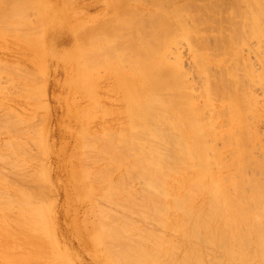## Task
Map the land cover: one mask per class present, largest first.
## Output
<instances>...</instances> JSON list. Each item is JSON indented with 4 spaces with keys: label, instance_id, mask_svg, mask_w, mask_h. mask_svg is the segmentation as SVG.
I'll return each mask as SVG.
<instances>
[{
    "label": "rangeland",
    "instance_id": "rangeland-1",
    "mask_svg": "<svg viewBox=\"0 0 264 264\" xmlns=\"http://www.w3.org/2000/svg\"><path fill=\"white\" fill-rule=\"evenodd\" d=\"M21 1L0 0V264H264V250L258 249V241L264 234V210L259 209L264 207V200L261 199L262 203L256 201L255 205V201L249 203L251 199H245L252 192L258 194L264 190V14L259 8L264 7V0H170V4L169 0ZM256 7L258 12L261 10L263 18H258L257 11L258 14L254 13ZM21 10L26 11L25 14L19 13ZM148 12L151 15L154 12V18V14L163 12L161 15L164 23L159 19V14H156L159 16L156 22L153 17H149L151 15ZM9 13H15V16ZM20 15H24L23 19ZM173 15L180 16L176 19ZM142 20L143 23H139ZM258 25L259 28L254 29L253 26L256 28ZM86 29L89 31L84 35ZM106 35L111 37L107 39ZM167 37L172 39L164 40ZM124 43L129 46L125 47L126 50L129 48L128 52L124 50ZM121 47L123 51L119 49ZM157 47L161 48L157 50ZM148 49H151L152 55L154 52L156 59L151 55H148L150 59L147 58L148 53L145 51ZM161 49H165L163 54ZM84 51L90 53L89 58H85ZM139 52L145 56L146 64H154L152 69L156 71L148 73L143 68H137L136 63L133 67L131 63L139 56ZM127 53H131L130 56ZM154 60L156 62L153 63ZM155 65L160 70L155 69ZM174 69H177L175 73ZM143 70L147 73L146 77ZM180 71L186 75L185 80L189 79L188 83L183 80L185 84L191 85L179 88L182 91L185 89V92L176 89L179 91L176 93L171 90L172 77ZM149 79H154L156 83H149ZM159 80L164 83L158 87L156 85ZM149 84L152 88H149ZM154 86L156 90H153ZM205 86L209 87L206 90L209 92L204 90L207 89ZM222 86L226 88L222 90ZM157 92L162 95L170 92L167 93L168 97L170 95L172 99H182L181 103L186 99L184 103L189 105L186 104L185 109L192 110L190 114L193 117L196 115L192 117L196 120L189 123L193 129L195 123L197 129L198 126L203 128L196 131L199 134L195 132L197 129L191 131L196 133L193 135H196L198 145L204 146L205 149L200 147L204 153L210 151L206 155L211 166L208 171L210 179H205L209 188H196L198 185L200 187L201 183L197 181L201 180L202 173L199 166H196L197 158L192 160L193 156H189L190 160L188 158L187 161L183 155L182 158L188 164L195 161L192 166L182 161V158L176 162L175 154L168 152V140L166 143L163 140L164 146H160V143H157L159 146L151 144L158 141L153 138L157 136L151 131V135L150 132L146 135L149 134L147 136L154 139V142L149 137V143L145 146L149 150L147 154L152 151L149 156H153L152 153L157 151L159 157L156 160L161 155H169L166 158L169 163L166 161L163 165L160 160L157 162L161 164L154 163L161 166L159 170L163 175L169 171V176L166 174L167 178L164 179L165 175L161 174L163 178L160 179V172L155 169L159 174V182L152 175L143 174L145 171L141 167L147 169L150 162L151 169L154 168L152 165L155 166V157L152 159L148 155L149 162H144L148 167L143 162L140 166L137 164L142 173L138 175V169L131 171L132 167L137 168L131 165L135 163L133 157L137 151V148H133L139 141L136 135L141 133L139 130L149 127L143 118L145 113L142 115L136 108H142L140 104H145L149 99L154 103L161 98ZM155 93L156 97L159 96L156 100ZM180 93L191 95L194 100L189 96L187 100L183 95H180L181 98L172 97ZM236 99L242 100V103L244 101L243 105L239 103L238 106L244 110L236 108ZM164 102L165 99L163 105L166 103L169 106L168 102ZM235 108L240 112L234 114ZM148 110V106H145L144 111L148 113ZM137 112L140 115L137 116ZM161 115L162 112L159 121L156 120L158 123L164 120V124L160 123L159 126L166 125L162 127L165 132H161L163 136L169 137L166 131L169 133L172 130L171 134L174 131L171 122H166L170 118L164 119L162 115L160 121ZM138 120H144L145 123L141 122L140 125L138 122L137 125ZM167 126L172 129L169 131ZM187 127V130L192 129ZM175 134L176 131L172 135ZM200 134H203L202 138ZM192 137L195 140V136ZM211 147L213 150H210ZM126 149L131 152H126ZM124 150L128 156L133 157L125 156ZM175 164L180 166V171ZM166 167L167 171L164 169ZM163 169L165 172H162ZM127 173L132 178H128ZM217 178L221 179V184L224 182L222 186L231 197H241L243 194L242 202L232 199L229 200L231 203L228 201L225 204L218 199L221 206L217 199L214 202L209 191L213 187L210 184L212 179ZM162 179L164 182L161 187ZM260 181L263 183L259 187L260 191L263 189L261 192L255 189V186H260ZM254 182L256 185L253 187ZM233 187L235 190H232ZM252 187L257 190L256 193ZM162 189L164 192L160 191ZM148 196L154 200H148ZM225 206L231 210L227 211ZM260 231L263 234L259 235ZM251 238L252 242H248ZM147 256L150 258L147 259ZM173 258H176L174 262Z\"/></svg>",
    "mask_w": 264,
    "mask_h": 264
},
{
    "label": "bare ground",
    "instance_id": "bare-ground-1",
    "mask_svg": "<svg viewBox=\"0 0 264 264\" xmlns=\"http://www.w3.org/2000/svg\"><path fill=\"white\" fill-rule=\"evenodd\" d=\"M14 1H15V0H14ZM16 1H17V0H16ZM18 1H19V0H18ZM22 1H23V0H22ZM22 1H21V2H22ZM165 1H166V0H165ZM171 1H172V0H171ZM171 1L169 0V4H170ZM262 1H263V0H262ZM7 2H8V1H7ZM145 2H146V1H145ZM174 2H175V1H174ZM263 2H264V1H263ZM11 3L13 4V3H15V2H10V4H11ZM153 3H154V2H153ZM171 3H172V2H171ZM248 3H250V2H248ZM10 4H9V5H10ZM17 4H19V3L17 2ZM23 4H25V3H23ZM175 4H176V3H175ZM9 5H8V6H9ZM19 5H20V4H19ZM25 5H26V4H25ZM31 5H32V4H31ZM249 5H250V4H249ZM253 5L255 6V4H253ZM20 6H21V5H20ZM20 6H19V7H20ZM32 6H33V5H32ZM152 6H153V5H152ZM251 6H252V5H251ZM259 6H260V3H259ZM9 7L11 8V6H9ZM9 7H8V8H9ZM12 7H13V6H12ZM21 7H22V6H21ZM25 7H26V6H25ZM159 7H160V4H159ZM168 7H169V6H168ZM187 7H188V6H187ZM247 7H248V6H247ZM8 8H7V9H8ZM13 8H14V7H13ZM29 8H30V7H28V9H29ZM123 8H124V7H123ZM161 8H162V7H161ZM165 8H166V7H165ZM182 8H184V7L182 6ZM182 8H181V9H182ZM259 8L262 10V11L260 10V11L262 12V14H264V7H261V6H260ZM262 8H263V9H262ZM11 9H12V8H11ZM21 9L25 10V8H23V7H22ZM28 9H27V10H28ZM167 9H168V8H167ZM171 9H172V8H171ZM252 9H253V8H252ZM5 10H6V9H5ZM13 10H14V9H13ZM139 10H140V9H139ZM182 10H183V9H182ZM184 10H185V9H184ZM254 10H255L254 13H256V11L258 12L259 9H257V7H256ZM6 11H7V10H6ZM8 11H9V9H8ZM11 11H12V10H11ZM126 11H127V10H126ZM260 11L258 12L260 16H259V15H257V16H258V18H263V17H262L263 15L260 13ZM12 12H13V11H12ZM16 12H18V11H17V8H16ZM22 12H24V11H22V10L19 11V13H22ZM25 12H26V11H25ZM25 12H24V14H25ZM132 12H133V11H132ZM135 12H136V11H135ZM135 12H134V13H135ZM140 12H141V11H140ZM158 12H159V11H158ZM166 12H167V10H166ZM174 12H175V11H174ZM252 12H253V11H252ZM149 13H150V14H149ZM153 13H154V12H153ZM153 13H152V15H153ZM162 13H163V12L158 13V14L160 15V17H161V18H159L161 21L163 20V19H162L163 15H161ZM167 13H168V12H167ZM169 13H170V10H169ZM172 13H173V12H172ZM258 13H256V14H258ZM9 14H10V13H9ZM14 14H15V13L10 14V15H14ZM22 14H23V13H22ZM126 14H127V13H126ZM132 14H133V13H132ZM138 14H140V13H138ZM138 14H137V15H138ZM148 14L151 15V12H148ZM156 14H157V13H156ZM156 14H154V15H155V18H154V16H152V15L149 16V17H151V18L153 17V19L156 20V22H157L158 19H156V17H159V16H157L158 14H157V15H156ZM173 14H174V13H173ZM175 14H176V13H175ZM178 14H179V13H178ZM256 14H255V15H256ZM118 15H119V14H118ZM133 15H134V14H133ZM171 15H172V14H171ZM5 16H6V15H4V17H5ZM14 16H15V15H14ZM22 16H24V15H20V17L23 19ZM122 16L124 17L125 15H122ZM143 16H144V15H143ZM147 16H148V15H147ZM174 16H175V15H173V17H174ZM178 16H180V15H178ZM178 16H177V17H178ZM183 16H184V15H183ZM16 17H17V16H16ZM20 17H19V19H20ZM120 17H121V16H120ZM138 17H139V16H138ZM141 17H142V16H141ZM141 17H140V19H141ZM149 17H148V19H149ZM164 17H166L165 14H164ZM175 17H176V16H175ZM177 17H176V19H177ZM17 18H18V17H17ZM25 18H26V15H25ZM124 18H125V17H124ZM250 18H251V17H250ZM109 19H110V18H109ZM125 19H126V18H125ZM142 19H143V18H142ZM148 19H147V20H148ZM186 19H187V18H186ZM192 19H194V18H192ZM192 19H191V20H192ZM251 19H252V18H251ZM3 20H4V19H3ZM116 20H117V19H116ZM123 20H124V19H123ZM127 20H128V16H127ZM145 20H146V19H145ZM149 20H150V19H149ZM160 20H159V21H160ZM165 20H166V19L164 18V21H165ZM131 21H132V20H131ZM131 21H130V22H131ZM139 21H140V20H139ZM177 21H180V20H176V22H177ZM187 21H188V20H187ZM260 21H261V20H260ZM106 22H107V21H106ZM108 22H109V21H108ZM111 22H112V21H111ZM117 22H118V21H117ZM121 22H122V20H121ZM124 22H125V21H124ZM154 22H155V21H154ZM162 22H163V21H162ZM103 23H104V22H103ZM103 23H102V24H103ZM128 23H129V21H128ZM132 23H134V22L132 21ZM139 23H143V20H142L141 22H139ZM149 23H150V22H149ZM159 23H160V22H159ZM159 23H157V24H159ZM163 23H164V22H163ZM178 23H179V22H178ZM178 23H177V25H178ZM113 24H114V22H113ZM124 24H125V23H124ZM124 24H123V25H124ZM134 24H135V23H134ZM144 24H145V23H144ZM171 24H172V22H171ZM173 24H174V23H173ZM173 24H172V25H173ZM219 24H220V23H219ZM249 24H250V22H249ZM251 24H252V22H251ZM255 24H257V23H255ZM18 25H19V24H18ZM22 25H23V24H22ZM99 25H100V24H99ZM104 25H106V24H104ZM123 25H122V26H123ZM130 25H132V24H130ZM135 25H136V24H135ZM135 25H134V26H135ZM137 25H139L138 22H137ZM161 25H162V24H161ZM181 25H182V24H181ZM124 26H125V25H124ZM126 26H127V25H126ZM126 26H125V27H126ZM132 26H133V25H132ZM140 26H141V25H140ZM148 26L150 27V24H149ZM153 26H154V24H153ZM163 26H164V25H163ZM96 27H97V26H96ZM96 27H95V28H96ZM101 27H102V26H101ZM107 27H108V26H107ZM107 27H106V28H107ZM117 27H118V26H117ZM128 27H129V26H128ZM135 27H136V26H135ZM135 27H134V28H135ZM155 27H156V26H155ZM174 27H175V25H174ZM174 27H171V29L174 28ZM253 27H254V29H258V28H259V25L256 26V28H255V26H253ZM89 28H90V27H89ZM175 28H177V26H176ZM250 28H252V27H250ZM19 29H21V28H19ZM97 29H98V28H97ZM99 29H100V28H99ZM102 29H103V28H102ZM104 29H105V28H104ZM116 29H119V28H116ZM139 29H140V28H139ZM142 29H143V28H142ZM147 29H148V28H147ZM147 29H146V30H147ZM154 29H155V28H154ZM158 29H159V27L156 28V30H158ZM178 29H180V28H178ZM197 29H198V28H197ZM87 30L89 31V29H86L84 35H86V31H87ZM148 30H149V29H148ZM150 30H152V29H150ZM164 30H165V28H164ZM173 30H174V29H173ZM13 31H14V30H13ZM24 31H25V30H24ZM120 31H121V30H120ZM130 31H131V30H130ZM162 31H163V30H162ZM174 31H175V30H174ZM250 31H251V30H250ZM11 32H12V31H11ZM83 32H84V31H82V33H83ZM90 32H91V29H90ZM117 32H118V31H117ZM131 32H132V31H131ZM131 32H130V33H131ZM138 32H139V31H138ZM151 32H152V31H151ZM153 32H154V30H153ZM168 32H169V31H168ZM170 32H171V31H170ZM172 32H173V31H172ZM25 33H26V32H25ZM29 33H30V32H29ZM78 33H80V32H78ZM78 33H77L76 35L79 36ZM94 33H95V31H94ZM105 33H106V32H105ZM136 33H137V32H136ZM145 33H146V32H145ZM155 33H156V32H155ZM158 33H159V32H158ZM165 33L167 34V31H166V32L164 31V34H165ZM180 33H181V32H180ZM180 33H179V34H180ZM198 33H199V32H198ZM21 34H22V33H21ZM89 34H90V33H89ZM89 34H87V35H89ZM101 34H102V33H101ZM117 34H118V33H117ZM120 34H122V33H120ZM142 34H143V33H142ZM142 34H140V35H142ZM147 34H148V33H147ZM152 34H153V33H152ZM169 34H170V33H169ZM81 35H82V34H81ZM81 35H80V36H81ZM84 35H83V36H84ZM104 35H105V34H104ZM118 35H119V34H118ZM128 35H129V34H128ZM131 35H133V34H131ZM143 35H144V34H143ZM167 35H168V34H167ZM167 35H166V36H167ZM175 35H176V34H175ZM22 36H24V34H23ZM93 36H94V35H93ZM93 36H92V38H93ZM124 36H125V35H124ZM137 36H139L138 33H137ZM150 36H151V35H150ZM153 36H154V35H153ZM156 36H158V35L156 34ZM162 36H163V35H162ZM177 36H179V35H177ZM24 37H25V36H24ZM26 37H27V35H26ZM81 37H82V36H81ZM99 37H100V35H99ZM106 37H107V35H106ZM106 37H105V39H106ZM108 37H109V36H108ZM108 37H107V39H108ZM110 37H111V35H110ZM110 37H109V38H110ZM115 37H116V35L114 36V38H115ZM118 37H119V36H118ZM122 37H123V36H122ZM126 37H127V35H126ZM126 37H125V38H126ZM131 37H132V36H131ZM151 37H152V36H151ZM169 37H170V36H169ZM169 37H167V38L164 39V40H166V41H167V39L171 40L172 38L170 39ZM172 37H173V36H172ZM79 38H80V37H79ZM90 38H91V36H90ZM112 38H113V37H112ZM119 38H121V36H120ZM119 38H118V39H119ZM164 38H165V37H164ZM83 39H84V38H83ZM100 39H101V38H100ZM107 39H106V40H107ZM115 39L117 40V38H115ZM123 39H124V38H123ZM138 39H139V38H138ZM119 40H120V39H119ZM119 40H118V41H119ZM121 40H122V39H121ZM133 40H134V39H133ZM142 40H143V39H142ZM197 40H199V39H197ZM81 41H83V40L81 39ZM87 41H88V40H87ZM87 41H86V42H87ZM118 41H117V42H118ZM137 41H138V40H137ZM143 41H145V40H143ZM200 41H201V39H200ZM79 42H80V41H79ZM89 42H90V41H89ZM117 42H115V43H117ZM126 42H127V41H126ZM129 42H130V41H129ZM141 42H142V41H141ZM152 42H153V41H152ZM155 42H156V39H155ZM175 42H176V41H175ZM82 43H83V42H82ZM82 43H81V44H82ZM92 43H95V42H92ZM92 43H91V44H92ZM121 43H122V42H121ZM167 43H168V42H167ZM77 44H78V43H77ZM79 44H80V43H79ZM117 44H119V43H117ZM138 44H139V43H138ZM142 44H144V42H143ZM142 44H141V46H142ZM85 45H86V44H85ZM166 45H167V44H166ZM120 46H121V45H120ZM127 46H128V45H127ZM127 46H125V43H124V48L127 47ZM161 46H163V44H162ZM103 47H104V46H103ZM107 47H108V45H107ZM128 47H129V46H128ZM136 47H137V46H136ZM95 48H96V47H95ZM105 48H106V47H105ZM111 48H113V47L111 46ZM124 48L121 47V48H119V49L122 50V49H124ZM160 48H161V47H160ZM160 48H159V49H160ZM229 48H230V47H229ZM102 49H103V48H102ZM106 49H107V48H106ZM137 49H138V48H137ZM159 49H158V47H157V50H159ZM165 49H166V48H165ZM165 49H164V50H165ZM198 49H199V48H198ZM112 50H114V49H112ZM124 50L127 51V50H129V48H128L127 50H126V48H125ZM130 50H131V49H130ZM148 50H149V49H148ZM148 50H146V51L143 50V51H145V53H148V54H146L147 58L149 57L148 55H151L150 57H154V52H153V55H152V51H151V49L149 50V51H151V52H148ZM161 50H162V49H161ZM164 50H162V51H160V52L162 53ZM122 51H123V50H122ZM125 51H124V52H125ZM133 51H134V50H133ZM138 51H139V50H138ZM143 51H142V52H143ZM84 52H85V51H84ZM87 52H88V51H87ZM98 52H99V51H98ZM98 52H97V54H98ZM106 52H107V50H106ZM127 52H128V51H127ZM130 52H131V51H130ZM160 52H159V53H160ZM85 53H86V52H85ZM88 53H89V52H88ZM88 53H86L85 58H86V57L89 58L90 53H89V55H87ZM95 53H96V52H95ZM99 53H100V52H99ZM108 53H109V52H108ZM121 53H122V52H121ZM121 53H120V54H121ZM133 53H134V52H133ZM137 53H138V52H137ZM137 53H135V54L137 55ZM139 53H140V52H139ZM149 53H151V54H149ZM159 53H157V54H159ZM163 53H164V52H163ZM163 53H162V54H163ZM109 54H110V53H109ZM127 54H128V53H127ZM130 54H131V53H129L127 56H130ZM99 55H100V54H99ZM99 55H97V56H99ZM104 55H105V53H104ZM113 55H114V54H113ZM160 55H161V54H160ZM92 56H94V55H92ZM100 56H101V55H100ZM117 56L119 57V55H117ZM117 56H116V57H117ZM124 56H126V55L124 54ZM127 56H126V57H127ZM134 56H135V55H134ZM166 56H167V55H166ZM106 57H107V56H106ZM118 57H117V58H118ZM132 57H133V56H132ZM132 57H130V58H132ZM135 57H136V56H135ZM93 58H94V57H93ZM93 58H91V59L93 60ZM133 58H134V57H133ZM133 58L130 59V60L133 61ZM120 59H121V57H120ZM120 59H119V60H120ZM124 59H126V58H124ZM127 59H129V58H127ZM144 59H145V56H144L142 53H140L139 56L134 60L135 62L133 61L131 64H133V67H135L134 65H135V63H136V67H137V68H140V69L143 68L144 70H147V72L149 73V72H151V71L153 70L152 68L154 67V66H153L154 64L152 65L151 62H149L150 64H149V63L146 64L147 61L145 62ZM148 59H150V58H148ZM154 59H156V58L154 57ZM89 60H90V59H87V61H89ZM96 60L98 61V59H96ZM121 60H122V59H121ZM151 60H152V59H151ZM163 60H165V59H163ZM148 61H149V60H148ZM91 62H92V61H91ZM107 62H108V60H107ZM112 62H113V61H112ZM119 62H120V61H119ZM119 62H118V63H119ZM123 62H124V61H123ZM144 62H145V63H144ZM152 62L154 63V62H156V61L154 60V61H152ZM108 63L111 64L110 62H108ZM118 63H117V64H118ZM120 63H121V62H120ZM126 63H127V62H126ZM128 63H129V61H128ZM99 64H100V63H99ZM131 64H129V65H131ZM90 65H91V63H90ZM102 65H103V64H102ZM104 65H105V64H104ZM107 65H108V64H107ZM152 66H153V67H152ZM157 66H158V65H155V67H156L155 69H159V70H160V68H158ZM161 66H162V65H161ZM88 67H90V66H88ZM163 67H164V66H163ZM176 67H177V65H176ZM179 67H180V66L178 65V68H177L178 71H179ZM94 68H95V67H94ZM174 68H175V67H174ZM177 69H174V73H175V71H177ZM138 70H139V69H138ZM144 70H143V71H144ZM148 70H149V71H148ZM164 70H165V69H164ZM181 70H183V69H181ZM153 71H156V70H153ZM153 71H152V72H153ZM136 72H137V71H136ZM144 72H145L144 76L146 77L147 73H146V71H144ZM152 72H151V73H152ZM162 72H163V71H162ZM162 72H160V73H162ZM174 73H173V74H174ZM179 73H180V74H179ZM179 73L176 74V76H175V74H174L173 77H172L174 80H173V83H172V85H171V90L175 91L176 93H178L182 88H185L184 85H188V86L191 85L190 83H189V84H185V81L187 80L186 83H188V80H189V79H186V80H185L184 77H186V75H185V74H181L182 71H180ZM158 74H159V73H158ZM159 75H160V74H159ZM184 75H185V76H184ZM149 76H152V74L149 75ZM153 76H154V75H153ZM160 76H161V75H160ZM160 76H158V77H160ZM179 76H180V77L182 76V77L180 78ZM147 77H148V76H147ZM158 77L156 78L157 80H158ZM161 77H162V76H161ZM187 77H188V76H187ZM148 78H149V77H148ZM148 78H147V79H148ZM166 78H167V77H166ZM182 78H184V79H182ZM222 78H223V77H222ZM162 79H163V78H162ZM208 79H209V78H208ZM208 79H207V80H208ZM149 80H150V79H149ZM152 80H153V81L150 80L149 83L154 82V79H152ZM160 80H161V79H160ZM160 80H159V81H160ZM166 80H167V79H166ZM171 80H172V79H171ZM183 80H185V81H183ZM207 80H206V81H207ZM219 80H220V78H219ZM163 81H164V79H163ZM167 81H168V80H167ZM169 81H170V80H169ZM221 81H222V80H221ZM223 81H224V79H223ZM147 82H148V81H147ZM160 82H161V81H160ZM160 82H158V85H156V86L159 87V84L162 85V84L164 83V82H161V83H160ZM208 82H209V81H208ZM213 82H214V81H213ZM154 83H156V81H155ZM154 83H153V84H154ZM166 83L168 84V82H166ZM169 83H170V82H169ZM219 83H220V82H219ZM222 83H223V82H222ZM147 84H148V83H147ZM207 84H208V83H206V85H207ZM211 84H212V82H211ZM223 84H224V83H223ZM149 85H150V84H149ZM149 85H147V86H149ZM164 85H166V84H164ZM220 85H221V84H220ZM227 85H228V84H227ZM138 86H139V85H138ZM167 86H169V84H168ZM193 86H194V85H193ZM207 86H209V84H208ZM207 86H205V87L207 88V89H204L205 91H206V90H209V87H207ZM214 86H215V84H214ZM214 86H212V87L214 88ZM224 86H225V85H224ZM224 86H222V90H224V89L226 88V87H225V88L223 89ZM139 87H140V86H139ZM150 87H151V85L149 86V88H150ZM160 87H162V86H160ZM164 87H165V86H164ZM186 87H187V86H186ZM191 87H192V86H191ZM210 87H211V85H210ZM151 88H152V87H151ZM166 88H167V87H166ZM166 88H165V89H166ZM168 88H169V87H168ZM168 88H167V89H168ZM179 88H181V89H179ZM194 88H195V87H194ZM217 88H218V87H217ZM154 89H155V86L153 87V90H154ZM157 89H159V88H157ZM161 89H163V88H161ZM169 89H170V88H169ZM176 89L179 90V91L177 92ZM189 89H190V87H189ZM149 90H152V89H149ZM155 90H156V89H155ZM184 90H185V89H183V91H184ZM192 90L194 91V89H192ZM167 91H169V90H167ZM181 91H182V90H181ZM181 91H180V92H181ZM183 91H182V92H183ZM193 91H192V92H193ZM184 92H185V91H184ZM187 92H188V91H187ZM189 92H190V91H189ZM189 92H188V93H189ZM206 92H209V91H206ZM234 92H235V91H234ZM167 93L169 94L170 92H167ZM167 93H166V95H167ZM157 94H158V92H157ZM184 94H186V93H184ZM184 94H181V93H180L179 95H178V94H177V95H172V97H173V96H174V97L176 96L177 98H179L180 95H183V96H184ZM189 94H191V93H189ZM192 94H193V93H192ZM158 95H160V96H162V97L159 98ZM158 95H157L158 97H156V93H155V100L158 99V98H159V99L156 100L154 103H153V101H151V100L149 99V100L146 101L145 104H144V103H143V104H140V106H142V108L144 107V109H145V106H148V108H149L148 113H146V112L144 111V109L141 110L142 108H140V107H139L140 109H139V108H136V107L133 108V109L136 108V110L138 109L139 112L141 111L140 113H142V115H144L143 113H145V115L143 116V118H144V120L146 119V122H147V124H148L149 127H146V128L143 129L142 131L139 130L138 132H139V133L141 132V133H140L141 135L138 134V133L136 132V133L138 134V135H136V136L139 137V141H140V142L137 141V142H136L137 145L135 144L136 147L133 148V149H135V150H136V148H137L136 155H135L134 157H133L132 155H129V156H132V157L134 158V162H135L134 164H131V165H133V166L135 165V166H137V168H133V167L131 166V167H132V168H131V171H132V169H134V170H135V169H138V171H137V170H136V171L138 172V175H139V172H140L139 170H140V169H141L142 171L144 170L146 173L143 172V174H148L149 176L152 175L153 178L155 177V179L159 181V176H158L159 174H158V171H157V172L155 171V169H156V170H159V169L161 170V166L158 167L159 165L156 166L154 163L157 164V163H158V162H157L158 160H160L162 164H163L164 162H166V161H168V163H169V159L166 160V158H168L169 155H167V154H165V156H164V155H161L160 159L158 158V160H156V158L159 157V154L156 155V153H158L157 151H154V152H156V153H152V154H154L153 156H152V155L149 156V155L151 154L152 151L149 152V153H150L149 155L147 154L149 150L147 151V148H146L145 146H146V144L149 143V140H150V141L152 140V138H151L150 136H147V135H149V134L151 135V132H154L155 134H153V133H152V134H153V135H156L158 138H157V137H153V136H152V137H153L155 140L158 139V141H159V138H160V140L162 141V143H161V141H160V142L156 141L155 143H151V144H155V146H156V145H158L157 143H160V144H159L160 146H164V145H163V140H164V142H165L166 140H168L169 142L167 141V142H168V143H167V144H168L167 147L169 148L168 150H170V151H168V152H171V153H170L171 155H172V154H175V157L170 155L171 157H174V160H175V161L178 160V159H181V158L184 157V156L187 157V158H186L187 161H188L189 156H193V159H192V160H194L195 158H197V162H198V163L196 162V163H197L196 166H199V169L202 171V173H201V175H200L201 180H200V181H199V180H198V181L196 180L199 184L201 183V184H200V187H198V186H199V185H198L196 188H198V190H199L200 188H201L202 190H203V188H209L210 186H209L208 183L205 181V179H206V180L210 179V177L208 178V171H210V170H209V166H210V164H209L208 159H207V157H206L207 153H209L210 151L208 150L209 152L206 153V151H205V153H204V149H205L204 146H199L198 143H197L198 141H196V140H197L196 135H193V133H195V132L198 131L199 129L201 130L202 127L200 128V126H198V129H197V128H196V127H197V126H196L197 124L194 122L196 125L193 124V127H194V129H197V130H195V132H194V131L192 132L191 130H194V129L191 127V125H190V123H189L191 120H196V119H193L196 115L193 117L192 114H190V112H191L192 110H186V109H185V108H186V104H187V102H186V103H184V102L186 101V99L184 100V102L182 101V103L184 104V105H182V103H181V100H182V99L179 100V99H175L174 97H173L174 99H172L170 95H169V97H168V95H167V97H168V98H167V97H165V96H166L165 94H163V95H165V96H163L162 94H158ZM239 95H240V94H239ZM153 96H154V94H153ZM153 96H152V97H153ZM188 96H189V95H188ZM188 96L185 95L184 97L187 98ZM212 96H213V95H212ZM237 96H238V94H237ZM237 96H236V97H237ZM189 97H191V95H190ZM208 97H209V95H208ZM153 98H154V97H153ZM153 98H152V100H153ZM162 98H163V99H162ZM166 98H167V99H166ZM169 98H170V99H169ZM180 98H181V97H180ZM182 98H183V97H182ZM192 98H193V97H191V99H192ZM239 98H240V96H239ZM239 98H238V99H239ZM241 98H242V97H241ZM161 99H162V100H161ZM164 99H165V102H168L169 106H168L165 102H164L165 104L163 105L162 101H163ZM171 99H172V101H171ZM231 99H232V98H231ZM167 100H168V101H167ZM187 100H189V99L187 98ZM192 100H194V99H192ZM236 100H237V99H236ZM237 101H238V102L236 103V108L239 106V103H241L242 105H243V103H244V101H243V103L241 102L242 100H237ZM239 101H240V102H239ZM156 102H157V103H156ZM176 102H177V104L180 102V104H181L183 107H180V106H181L180 104L176 105ZM157 104H158V105H157ZM174 104H175L176 106H175ZM237 104H238V105H237ZM143 105H144V106H143ZM160 105H162V106H160ZM166 105L168 106L167 108L165 107ZM188 105H189V103L187 104V106H188ZM232 105H233V104H232ZM232 105H231V106H232ZM242 105H240V106H242ZM138 106H139V104H138ZM138 106H137V107H138ZM163 106H164V107H163ZM184 106H185V107H184ZM155 107H158V108H160L159 110H161V111H159L158 108L155 109V111H156L155 114H156V115L158 114L157 116L154 115V112H155V111H153ZM179 107H180V108H179ZM232 107H233V106H232ZM234 107H235V106H234ZM197 108H198V107H197ZM236 108H235V109H236ZM238 108H240V107H238ZM235 109H234V110H235ZM240 109L244 110L243 107H241ZM157 110H158V111H157ZM195 110H197V109H195ZM199 110H201V109L199 108ZM134 111H135V110H134ZM146 111H147V110H146ZM167 111H168V112H167ZM135 112H136V111H135ZM158 112H160V113H158ZM161 112H162V115H163V118H164V119H165V118L167 119L168 117L170 118L171 121L169 120V121H166V122H168V123L171 122L170 124H171V126H172V128H173V130H174L173 133L176 131V134H175V135H172L173 133H172V134L170 133V132L172 131V130L170 131V129H172V128H170L171 126L169 125L170 127H169V126H167V127H169L168 130H169L170 132L168 133V131H166V132H167L166 135L169 134V135H167V136H169V137L163 136L164 134H162L161 131H164V130H163L162 127H163V126H166V125H163L162 127L159 126L160 123H161V125L164 124V120H162V115H161V119H160V121L162 120L163 123H162V122H159V123H158ZM233 112H234V111H233ZM233 112H232V113H233ZM237 112H238V110L236 109V111L234 112V114L237 113ZM239 112H240V110H239ZM239 112H238V113H239ZM140 113L137 112V113H135V114H136V115H137V114L140 115ZM191 113H192V112H191ZM196 113H197V112H196ZM198 113H199V112H198ZM194 114H195V113H194ZM138 115H137V116H138ZM197 115H198V114H197ZM237 115H238V114H237ZM240 115H241V114H240ZM240 115H239V116H240ZM155 116H156V117H155ZM166 116H167V117H166ZM141 117H142V116H141ZM157 117H158V118H157ZM192 117H193V118H192ZM203 117H205V116H203ZM137 118H138V117H137ZM137 118H136V119H137ZM139 118H140V117H139ZM139 118H138V119H139ZM196 118H198V117H196ZM201 118H202V117H201ZM201 118H200V119H201ZM205 118H206V117H205ZM240 118H241V117H240ZM133 119H134V118H133ZM140 119H142V118H140ZM156 119H157L158 121H157ZM134 120H135V119H134ZM144 120H142L141 122H144ZM202 120H203V118H202ZM135 121H136V120H135ZM200 121H201V120H200ZM138 122L140 123V125H142L141 122H140L139 120L137 121V125H139ZM196 122H197V121H196ZM242 122H243V121H242ZM144 123H145V122H144ZM144 123H143V125H145ZM192 123H193V122H191V124H192ZM198 123H199V121H198ZM210 123H211V122H210ZM165 124H167V123H165ZM184 125H186V127H184ZM187 125L190 126L192 129L189 128V130H187V129H188ZM199 125H200V124H199ZM209 125H210V124H209ZM203 126H204V125H203ZM211 126H212V125H211ZM142 127H144V126H142ZM160 127H161V129H160ZM167 127H166V128H167ZM211 128H213V127H211ZM146 129H148V132H147ZM149 129H150V130H149ZM202 129H203V128H202ZM209 130H210V129H209ZM211 130H212V129H211ZM150 131H151V132H150ZM149 132H150V133H149ZM164 132H165V131H164ZM208 132H209V131H208ZM246 132H247V131H246ZM83 133H85V132H83ZM90 133H91V132H90ZM90 133H89V134H90ZM134 133H135V132H132V134H134ZM136 133H135V134H136ZM146 133H149V134L146 135ZM196 133H197V132H196ZM196 133H195V134H196ZM201 133H203V132H201ZM85 134H86V133H85ZM126 134H127V132H126ZM170 134H171V135H170ZM197 134H199V133H197ZM246 134H247V133H246ZM91 135H92V134H91ZM109 135H110V134H109ZM201 135H202V136H201ZM204 135H205V133H204ZM206 135H207V134H206ZM98 136H99V135H98ZM107 136H108V135H107ZM116 136H117V135H116ZM134 136H135V135H134ZM187 136H188V137H187ZM192 136H195V140L193 139L194 137H192ZM200 136H201V138H202V137H203V134H200ZM92 137H93V136H92ZM117 137H118V136H117ZM123 137H124V136H123ZM149 137H150V139H149ZM209 137H210V136H209ZM247 137H248V135H247ZM96 138H98V137H96ZM112 138L114 139V137H111V139H112ZM187 138H189V139L187 140ZM198 138H199V137H198ZM201 138H199V139L202 140ZM204 138L206 139V137H204ZM226 138L229 139V136L226 135ZM91 139H92V138H91ZM105 139H106V138H105ZM107 139H108V137H107ZM119 139H120V138H119ZM148 139H149V140H148ZM154 139L152 140L153 142H154ZM199 139H198V140H199ZM228 139H227V140H228ZM232 139H233V138H232ZM95 140H97V139H95ZM102 140H103V138H102ZM200 140H199V142H200ZM209 140H210V139H209ZM211 140H212V139H211ZM211 140H210V141H211ZM93 141H94V140H93ZM110 141H112V140H110ZM141 141H142V142H141ZM195 141H196V142H195ZM205 141H206V140H205ZM210 141H209V142H210ZM108 142H109V141H108ZM202 142H203V140H202ZM213 142H214V141H213ZM227 142H228V141H227ZM227 142H226V143H227ZM110 143H113V141L110 142ZM114 143H115V142H114ZM138 143H139V145H138ZM165 143H166V142H165ZM165 143H164V144H165ZM204 143H206V142H204ZM231 143H232V142H231ZM25 144H26V143H25ZM120 144H121V143H120ZM200 144H201V143H200ZM211 144H212V143H211ZM224 144H225V143H224ZM18 145H19V144H18ZM18 145H17V146H18ZM90 145H91V144H90ZM105 145H106V144H105ZM109 145H111V144H107L106 146H109ZM159 145H158V146H159ZM201 145H202V144H201ZM204 145H205V144H204ZM212 145H213V144H212ZM212 145H211V146H212ZM240 145H242V144H240ZM23 146H24V145H23ZM106 146H105V147H106ZM115 146H116V145H115ZM121 146H122V145H121ZM169 146H170V147H169ZM105 147H104V148H105ZM110 147H111V146H110ZM116 147H117V146H116ZM132 147H134V143H132ZM200 147H202V148H204V149L202 150ZM205 147H208V146H205ZM214 147H215V146H214ZM101 148H102V147H101ZM101 148H100V149H101ZM106 148H107V147H106ZM151 148H152V147H151ZM161 149H162V148H161ZM161 149H159V150H160L159 153H161ZM211 149H212V147L210 148V150H211ZM215 149H216V148H215ZM217 149H218V148H217ZM240 149H242V148H240ZM21 150H22V149H21ZM118 150H119V148H118ZM126 150H127V149H126ZM150 150H151V149H150ZM153 150H154V149H153ZM173 150L176 151V153H172V152H174ZM212 150H213V149H212ZM19 151H20V150H19ZM107 151H108V149H107ZM112 151H113V150H112ZM128 151H129V150H127L126 152H128ZM164 151H165V150H164ZM87 152H88V151H87ZM129 152H131V151H129ZM129 152H128V153H129ZM134 152H135V151H134ZM215 152H216V151H215ZM239 152H240V151H239ZM95 153H96V152H95ZM107 153H108V152H107ZM123 153H125V150H124ZM123 153H122V154H123ZM162 153H163V152H162ZM162 153H161V154H162ZM164 153H165V152H164ZM240 153H241V152H240ZM22 154H23V153H22ZM176 154H177V155H176ZM102 155H103V154H102ZM116 155H117V154H116ZM147 155H148V157H150V158L152 157V159H154V157H155V160H154L155 162H153V164H154L155 166L152 165V168L154 167V168H153L154 170L150 168V167H151V164H152L151 162L149 163V167H148V165H146V163H144V162H146V160L148 161V159H147ZM183 155H184V156H183ZM106 156H107V155H106ZM120 156H121V155H120ZM125 156H127V157L129 158V156L127 155V153H125ZM125 156H124V157H125ZM163 156H164V157H163ZM176 156H178V158H177ZM249 156H250V155H249ZM102 157H103V156H102ZM121 157H122V156H121ZM124 157H123V158H124ZM194 157H195V158H194ZM244 157H245V156H244ZM111 158H112V157H111ZM113 158H114V157H113ZM113 158H112V159H113ZM128 158H127V159H128ZM145 158H146V159H145ZM93 159H94V158H93ZM109 159H110V158H109ZM144 159H145V161H144ZM152 159H150V160H152ZM184 159H185V158H184ZM184 159L182 158V161H186V160H184ZM125 160H126V159H125ZM142 160H143V161H142ZM170 160L173 161V158H170ZM189 160H190V158H189ZM123 161H124V159H123ZM178 161H179V160H178ZM187 161H186V162H187ZM98 162H99V161H98ZM112 162H113V161H112ZM117 162H118V161H117ZM124 162H125V161H124ZM142 162L144 163V165H146V167H148L147 169H142V168L145 167V166L142 165V164H141V166H144V167H141V168L139 167V166H140V163H142ZM148 162H149V161H148ZM148 162H147V164H148ZM170 162H171V161H170ZM176 162H177V161H176ZM192 162H193V163H189V164H188V162H187V164L192 166V164H194L195 161H192ZM96 163H97V162H96ZM119 163H120V162H119ZM161 163H158V164H161ZM171 163H172V162H171ZM179 163H180V162H179ZM196 163H195V164H196ZM137 164H139V166H138ZM173 164H174V163H173ZM180 164H181V163H180ZM180 164H179V165H180ZM184 164H185V163H184ZM163 165H165V163H164ZM166 165H167V164H166ZM175 165L178 167L177 164H175ZM181 165H183V164H181ZM215 165H216V163H215ZM249 165H250V164H249ZM117 166H118V165H117ZM135 166H134V167H135ZM169 166H170V165H169ZM185 166H186V164H185ZM213 166H214V164L212 165V167H213ZM163 167H164V166H163ZM167 167H168V165H167ZM167 167L164 168V169H166V171H167ZM172 167H174V165H173ZM179 167H180V166H179ZM179 167H178V168H179ZM187 167H189V166H187ZM210 167H211V166H210ZM217 167H218V166H217ZM139 168H140V169H139ZM174 168H175V167H174ZM164 169L162 170V172L164 171ZM170 169H172V168H170ZM170 169L168 168V170H170ZM187 169H188V168H187ZM189 169H191V168H189ZM84 170H85V169H84ZM106 170H107V169H106ZM160 170H159V172H160ZM175 170H176V169H174V171H175ZM177 170L180 171V168L177 169ZM211 170H212V168H211ZM174 171H172V172H174ZM164 172H165V171H164ZM95 173H96V172H95ZM135 173H136V172H135ZM140 173H142V172H140ZM170 173H171V171H170ZM176 173H177V171H176ZM110 174H111V173H110ZM131 174H132V172H131ZM143 174H141L140 176H143ZM161 174L163 175V173L160 172V175H161ZM166 174H168L167 176H169V171H168V173H166V172L164 173V175H165L164 179L167 178ZM138 175H136V176H138ZM162 175H161V176H162ZM164 175H163V176H164ZM105 176H106V175H105ZM129 176H130V177H129ZM140 176H139V177H140ZM149 176H148V177H149ZM161 176H160V179L163 178V176H162V177H161ZM127 177H128V178H132V176L129 175L128 173H127ZM139 177H138V178H139ZM200 177H199V178H200ZM235 177H236V176H235ZM94 178H95V177H94ZM106 178H107V177H106ZM134 178L136 179V177H133V179H134ZM140 178H141V177H140ZM157 178H158V179H157ZM196 178L198 179V177H196ZM223 178H224V177H223ZM231 178H232V177H231ZM237 178H238V177H236V180H237ZM149 179H150V178H149ZM155 179H154V180H155ZM194 179H195V178H194ZM225 179H226V177H225ZM228 179H229V178H228ZM233 179H234V178H233ZM98 180H99V179H98ZM108 180H109V179H108ZM143 180H144V178H143ZM156 180H155V182H156ZM162 180H163V179H162ZM229 180H230V179H229ZM231 180H232V179H231ZM236 180H235V181H236ZM88 181H89V180H88ZM127 181H128V180H127ZM130 181H131V180H130ZM193 181H194V180H193ZM222 181H224V180H222ZM225 181L227 182V180H225ZM131 182H132V181H131ZM159 182H160V181H159ZM162 182H164V180L161 181V183H160L161 187H162V184H163ZM232 182H233V181H232ZM237 182H238V181H237ZM251 182H252V181H251ZM260 182H261V184H260V186H258V187L255 186V185H256L255 182H254V185H253V187L255 186V187H256L255 189H258L259 191H260L259 187H261V185L263 184L262 181H260ZM88 183H89V182H88ZM90 183H91V182H90ZM92 183H93V182H92ZM92 183H91V184H92ZM97 183H98V182H97ZM125 183H126V181H125ZM128 183H129V182H128ZM157 183H158V182H157ZM157 183H155V184H157ZM192 183H193V182H192ZM194 183H195V182H194ZM194 183H193V184H194ZM198 183H195V184L197 185ZM209 183H210V182H209ZM223 183H224V182H223ZM223 183H222V184H223ZM235 183H236V182H235ZM252 183H253V182H252ZM85 184H86V183H85ZM130 184H131V183H130ZM148 184H149V182H148ZM152 184H153V183H152ZM158 184H159V183H158ZM158 184H157V185H158ZM193 184H192V185H193ZM210 184H211V186L213 185V187L211 188V191H209V190H208V191L211 192V193L209 194L210 197H211V199H215V201L213 200L214 202H216V199H217V203L220 202V201H218V199H221L223 202H225V204H226L229 200H232V199H233V200H234V199H238V201L242 202L241 199L243 198V196H242L243 194H241V197H240L239 195H238L237 197H236V196L233 197L234 195L231 197V196L227 193L228 191L226 192L225 188H223V186H222V184H221V179H219V178H217V179H212V182H211ZM111 185H112V184H111ZM124 185L126 186V184H124ZM157 185H156V186H157ZM160 185H159V186H160ZM234 185H235V184H234ZM263 185H264V184H263ZM122 186H123V185H122ZM130 186H131V185H130ZM154 186H155V185H154ZM163 186H165V185H163ZM248 186H250V185H248ZM126 187H127V186H126ZM167 187H168V186H167ZM238 187H239V186H238ZM253 187H252L251 189H253ZM103 188H104V187H103ZM120 188H121V187H120ZM128 188H129V185H128ZM191 188H192V187H191ZM244 188H245V186H244ZM0 189H1V188H0ZM145 189H146V188H145ZM158 189H159V188H158ZM165 189H166V188H165ZM130 190H131V189H130ZM194 190H195V189H194ZM227 190H228V189H227ZM232 190H235V188L233 187ZM232 190H231V191H232ZM253 190H254V189H253ZM262 190H263V189L261 188V191H262ZM3 191H4V190H3ZM160 191L162 192L163 189L160 190ZM187 191H188V190H187ZM189 191H190V190H189ZM196 191H197V190H196ZM246 191H247V190H246ZM254 191H255V193H256L257 190H254ZM261 191H260V192H261ZM5 192H6V191H5ZM134 192H136V191H134ZM163 192H164V191H163ZM233 192H234V191H233ZM1 193H2V192H1ZM21 193H22V192H21ZM143 193H144V190H143ZM149 193H151V192H149ZM152 193H154V192H152ZM165 193H166V192H165ZM253 193H254V192H252L250 196L245 197V199H246V200L251 199V200H249V203H250L251 201H255V202H254L255 205H256V201L262 203V202H263L262 200H264V190H263L261 193L258 192V194H253ZM262 193H263V195H262ZM23 194H24V193H23ZM25 194H26V192H25ZM132 194H133V193H132ZM146 195H147V194H145V197H146ZM158 195H159V194H158ZM8 196H9V195H8ZM128 196H129V195H128ZM154 196H155V195H154ZM135 197H136V196H135ZM35 198H36V197H35ZM116 198H117V197H116ZM150 198H152V196H150ZM150 198H149V196H148L147 199L150 200ZM155 198H156V197H155ZM173 198H174V197H173ZM175 198H177V197H175ZM188 198H189V197H188ZM247 198H248V199H247ZM28 199H29V198H28ZM143 199H144V197H143ZM152 199H153V198H152ZM243 199H244V198H243ZM253 199H254V200H253ZM259 199H260V200L262 199V200H261V201H258ZM13 200H14V198H13ZM30 200H31V199H30ZM133 200H134V199H133ZM153 200H154V199H153ZM161 200H162V198H161ZM175 200H176V199H175ZM175 200H174V201H175ZM209 200H210V199H209ZM6 201H7V200H6ZM18 201H19V200H18ZM155 201H156V200H155ZM179 201H180V200H179ZM185 201H186V200H185ZM213 201H212V202H213ZM238 201H237V203H238ZM243 201H244V200H243ZM16 202H17V201H16ZM158 202H159V201H158ZM163 202H164V201H163ZM208 202H209V201H208ZM229 202H230V201H229ZM10 203H11V202H10ZM20 203H21V202H20ZM156 203H157V202H156ZM174 203H175V202H174ZM177 203H178V202H177ZM179 203H180V202H179ZM179 203H178V204H179ZM185 203H186V202H185ZM230 203H231V202H230ZM254 203H251V204H254ZM24 204H26V203H23L22 205H24ZM27 204L29 205V203H27ZM27 204H26V205H27ZM136 204H137V203H136ZM157 204H158V203H157ZM164 204H165V202H164ZM178 204H176L177 207L179 206ZM208 204H209V203H208ZM235 204H236V202H235ZM240 204H241V203H240ZM243 204H244V202H243ZM122 205H123V204H122ZM140 205H141V204H140ZM148 205H150V204L148 203ZM148 205H147V206H148ZM153 205H154V204H153ZM165 205H166V204H165ZM176 205H175V206H176ZM210 205L212 206V203H211ZM218 205L221 206V202L218 203ZM230 205H232V204H230ZM230 205H229V206H230ZM236 205H237V204H236ZM257 205H258V204H257ZM262 205L264 206L263 203H262ZM30 206H31V205H30ZM142 206H144V205H142ZM147 206H146V207H147ZM150 206H151V205H150ZM156 206H157V205H156ZM163 206H164V205H163ZM180 206H181V205H180ZM182 206H183V205H182ZM211 206H210V207H211ZM229 206H228V207H229ZM238 206H239V205H238ZM241 206H242V204H241ZM8 207H10V206H8ZM222 207H224V206L222 205ZM225 207H226V206H225ZM245 207H246V205H245ZM249 207H250V206H249ZM147 208H149V207H147ZM151 208H152V207H151ZM151 208H150V209H151ZM160 208H161V207H160ZM217 208H218V207H217ZM226 208H227V207H226ZM226 208H225V209H226ZM229 208H230V207H229ZM238 208H239V207H238ZM242 208H243V207H242ZM131 209H132V208H131ZM136 209H137V208H136ZM154 209H157V208H154ZM166 209H168V208H166ZM180 209H181V208H180ZM182 209H183V208H182ZM211 209H212V208H211ZM213 209H214V207H213ZM219 209H220V208H219ZM233 209H234V208H233ZM254 209H255V208H254ZM259 209H261V210L263 209V210H264V207H263V208H259ZM138 210H139V209H138ZM146 210H148V209H146ZM152 210H153V209H152ZM159 210H160V209H159ZM159 210H158V211H159ZM186 210H188V209H186ZM209 210H210V209H209ZM226 210H227V211H230L231 209L228 210V208H227ZM226 210H224V211H226ZM238 210H239V209H238ZM250 210H251V212H254V210H253L252 208H250ZM257 210H258V209H257ZM20 211H21V210H20ZM30 211H32V210H30ZM154 211H155V210H153V213H155ZM158 211H157V212H158ZM163 211H165V210H163ZM163 211H162V212H163ZM168 211H169V210H168ZM188 211H189V210H188ZM210 211H211V210H210ZM148 212H149V211H148ZM160 212H161V211H160ZM213 212H214V210H213ZM233 212H234V211H233ZM31 213H32V212H31ZM124 213H125V212H124ZM140 213H141V212H140ZM140 213H139V214H140ZM146 213H147V212H146ZM146 213L144 214L145 216L148 214V213H147V214H146ZM165 213H166V212H165ZM200 213H201V212H200ZM205 213H206V212H205ZM209 213H210V212H209ZM214 213H216V212H214ZM224 213H226V212H224ZM224 213H222V215H223ZM227 213H228V212H227ZM231 213H232V212H231ZM234 213H237V212H234ZM241 213H243V210L241 211ZM241 213H240V214H241ZM260 213H262V212L260 211ZM27 214H28V213H27ZM135 214H136V213H135ZM139 214H138V215H139ZM159 214H160V213H159ZM210 214H211V213H210ZM220 214H221V213H220ZM220 214H218V215H220ZM228 214H229V213H228ZM240 214H238V215H240ZM112 215H113V214H112ZM149 215H150V214H149ZM201 215H202V213H201ZM218 215H217V216H218ZM229 215H231V214H229ZM238 215H237V216H238ZM241 215L244 216L243 214H241ZM241 215H240V216H241ZM247 215H248V211H247ZM247 215H246V216H247ZM255 215H256V214H255ZM21 216H22V214H21ZM209 216H210V215H209ZM220 216H221V215H220ZM233 216H234V214H233ZM259 216H260V215H259ZM158 217H159V216H158ZM198 217H200V216L198 215ZM229 217H230V216H229ZM233 218H234V217H233ZM237 219H238V218H237ZM253 219H254V218H253ZM261 219H262V218H261ZM257 220H258V219H257ZM261 224H262V223H261ZM256 225H257V224H256ZM262 225H263V224H262ZM262 227H263V226H262ZM262 229H263V228H262ZM143 230H144V229H143ZM203 230H204V229H203ZM240 230H241V229H240ZM241 231H242V230H241ZM262 231L264 232V229H263ZM262 231L259 232V235H260V233L263 234ZM255 232L257 233V229L255 230ZM153 233H154V232H153ZM222 234H223V233H222ZM222 234H221V235H222ZM200 235H201V234H200ZM204 235H205V233H204ZM255 235H256V234H255ZM197 236H198V235H197ZM242 236H243V235H242ZM247 236H248V235H247ZM249 236H250V235H249ZM157 237H158V236H157ZM239 237H240V236H239ZM250 237H251V236H250ZM258 237H259V236H257V238H258ZM159 238H161V237H159ZM247 238H249V237H247ZM197 240H198V239H197ZM251 240H252V238H251L248 242H252ZM161 241H162V240H161ZM148 242H150V241H148ZM258 242H259V246H260L258 249L261 248L262 250H264V234L260 236V240H259ZM141 243H142V242H141ZM154 243H155V242H154ZM158 243H159V242H158ZM197 243H198V242H197ZM203 243H204V242H203ZM250 244H251V243H250ZM136 245H137V244H136ZM142 245H143V244H142ZM164 245H165V244H164ZM197 245H198V244H197ZM243 245H244V244H243ZM193 246H194V245H193ZM244 246H245V245H244ZM244 246H243V250H244V248L246 247V246H245V247H244ZM249 246H250V245H249ZM249 246H248V247H249ZM138 247H139V246H138ZM161 247H162V246H161ZM252 247H253V246H252ZM126 248H127V246H126ZM158 248H159V247H158ZM250 248H251V247H250ZM156 249H157V248H156ZM240 249L242 250V248H240ZM240 249H239V250H240ZM144 250H146V249H144ZM157 250H158V249H157ZM157 250H156V251H157ZM172 250H173V249H172ZM232 251H233V250H232ZM244 251H246V250H244ZM247 251H248V249H247ZM260 251H261V250H260ZM260 251H259L258 253H260ZM159 252H160V250H159ZM242 252H243V251H242ZM192 253H193V252H192ZM192 253H191V254H192ZM213 253H214V252H213ZM240 253H241V252H240ZM262 253L264 254L263 251H262ZM262 253H261V254H262ZM150 254H151V253H150ZM156 254H157V253H156ZM173 254H174V253H173ZM183 254H184V253H183ZM199 254H201V253H199ZM230 254H231V253H230ZM253 254H254V253H253ZM255 254H256V252H255ZM261 254H260V255H261ZM154 255H155V254H154ZM154 255H153V256H154ZM165 255H166V254H165ZM181 255H182V254H181ZM238 255H240V254L238 253ZM129 256H130V255H129ZM141 256H142V255H141ZM153 256H152V257H153ZM157 256H158V255H157ZM166 256H167V255H166ZM172 256H173V255H172ZM235 256L237 257V254H236ZM130 257H131V256H130ZM130 257L128 258V260L130 259ZM163 257H164V256H163ZM174 257H175V256H174ZM181 257H182V256H181ZM197 257H198V256H197ZM238 257H239V256H238ZM238 257H237V258H238ZM263 257H264V256H263ZM139 258H140V257H139ZM148 258H150V256H149V257L147 256V259H148ZM170 258H171V255H170ZM190 258H191V257H190ZM199 258H200V257H199ZM202 258H203V257H202ZM239 258H240V257H239ZM254 258L256 259V256H255V255H254ZM254 258H253L252 260H255ZM260 258H261V257H260ZM147 259H146V260H147ZM153 259H154V258H153ZM160 259H161V258H160ZM160 259H159V260H160ZM173 259H174V258H173ZM175 259H176V258H175ZM175 259H174V260L171 259L172 262H174ZM182 259H183V258H182ZM185 259H186V258H185ZM128 260H127V261H128ZM157 260H158V259H157ZM161 260H162V259H161ZM167 260H169V259H167ZM186 260H187V259H186ZM195 260H196V259H195ZM234 260H235V259H234ZM181 261H182V260H181ZM241 261H242V259L240 260V262H241ZM125 262H126V261H125ZM137 262H139V261H137ZM141 262H142V260H141ZM172 262H171V263H172ZM199 262H202V261L199 260ZM203 262H204V260H203ZM210 262H211V261H210ZM214 262H215V261H214ZM146 263H147V262H146ZM150 263H151V262H150ZM174 263H175V262H174ZM174 263H172V264H174ZM182 263H184V262H182ZM186 263H187V262H186ZM186 263H185V264H186ZM188 263H189V262H188ZM188 263H187V264H188ZM125 264H126V263H125ZM134 264H135V263H134ZM136 264H137V263H136ZM138 264H139V263H138ZM140 264H141V263H140ZM157 264H158V263H157ZM161 264H162V263H161ZM163 264H166V263H163ZM167 264H168V263H167ZM179 264H180V262H179ZM244 264H245V263H244ZM254 264H256V263H254Z\"/></svg>",
    "mask_w": 264,
    "mask_h": 264
}]
</instances>
